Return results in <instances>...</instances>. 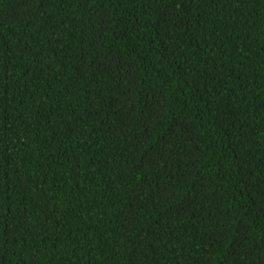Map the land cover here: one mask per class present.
Masks as SVG:
<instances>
[{
  "label": "trees",
  "instance_id": "16d2710c",
  "mask_svg": "<svg viewBox=\"0 0 264 264\" xmlns=\"http://www.w3.org/2000/svg\"><path fill=\"white\" fill-rule=\"evenodd\" d=\"M0 264H264V0H0Z\"/></svg>",
  "mask_w": 264,
  "mask_h": 264
}]
</instances>
